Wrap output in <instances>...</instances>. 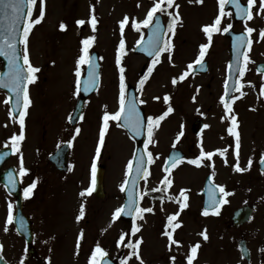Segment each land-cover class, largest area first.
Masks as SVG:
<instances>
[{"label":"rangeland","instance_id":"obj_1","mask_svg":"<svg viewBox=\"0 0 264 264\" xmlns=\"http://www.w3.org/2000/svg\"><path fill=\"white\" fill-rule=\"evenodd\" d=\"M87 1L88 0H86L85 3H82L81 0H48L45 17L41 22V25L35 28L30 42L33 59L32 65L42 67L41 80L38 83L34 82L32 84L31 93L33 104L30 107V114L33 117L37 115L47 117V119L45 118V122L57 124L56 126L60 128L61 133L68 128V126L65 125L68 123V118L72 113V104L69 105L68 101L70 95H73L71 83L72 76L76 73V61L79 58V37L85 35V33H90V31L83 30L82 34L79 36L78 33L80 27H75L71 32H68L69 27L61 29L57 24L60 19L63 20L67 15H70V13L72 20L70 21V18L67 17V24L72 23V21L74 22L76 18L83 19L85 24H91L89 22L90 17H92L95 12L90 8L87 9ZM107 1L108 3L113 2L112 8L109 5H105L102 7L103 13H101L100 10L98 13V20L100 19V16H106L107 14L110 17L108 23L104 21L102 22V24H109L108 36L107 32L105 30L103 31V33L106 32L107 43L99 38L95 46L102 55L101 86L99 87L98 92L94 93L88 100L92 109L89 107V110H87L89 122L94 120L92 118L94 114H96L95 125L91 124L96 127V129L98 127L97 125L101 112L104 113L107 111L112 113L115 111L117 105H119L117 89L120 76L117 73L120 67L126 69V78L129 81L136 78L138 70L143 67L142 64L145 65L146 63V61H143L138 54L135 55L133 53L132 55H127L120 65H117L113 60L117 47V37H121L118 35L117 24L120 22L118 20L124 14L133 16V11L129 0ZM187 2H190V0H180V3L183 5V13L181 15L182 26L179 28L180 24L177 25L178 42L177 44L174 43L170 51H168L164 58H162V61L159 62L161 64L158 66L156 70L157 72L147 86L145 97L143 99L145 100L144 105L147 114H150L153 117L163 113L169 104L175 109H178V112L180 111L182 113L178 114L177 111H174L173 117L166 118L165 121H162L163 123L159 122L158 127L156 125L153 126L152 140H154L152 145H154V147L151 148L153 152L155 151V157L152 158L153 162H151L152 165H150L151 169L141 184L144 208L151 207L150 195L147 194L148 188H150L151 191H165L164 193L167 195V189L163 190L161 188V184H163L162 181L165 179V176H167L165 167L162 164L165 157L163 151L165 150V146L168 145L166 144L167 140H169L171 136L176 135L168 131L172 129V125L175 123V116L180 117V121L178 120L177 122L184 123L186 130L188 127L191 128L192 123L203 113L209 112L211 115V121L214 122L212 112L216 111V101L218 100V94L220 92V83L225 75L224 65L227 63L229 54L228 39H223V37L218 36L215 41L212 40V45L209 51L208 60L210 66L208 73L201 76H190L189 78L186 76L187 80L183 82L179 80L180 75L188 69V64L195 61L198 45L208 42L207 39L206 41L204 39L207 34L203 31V27L211 20L209 14L211 13V8L215 6L214 0H203V5L201 4L203 7L194 8L195 17L193 15L194 4L190 3L187 6V11ZM71 8L76 11H71ZM131 19H133V17ZM193 20H195L196 24H189V21ZM251 24H264V12L262 15L254 17ZM58 34H61L63 37L58 38ZM130 43L132 44L131 41ZM262 49L264 50V47ZM128 52L131 53V51ZM169 56H171V59H169ZM194 65L195 63H193V66ZM173 78H177V83H172ZM198 86L201 87V95H199V89H196ZM166 94L171 97L170 101H168V99L165 101ZM154 97H158L159 99H154ZM5 104L6 97L0 94V118L4 117V119L7 118L11 120L7 104ZM9 120H5V122L9 125H13ZM246 123L247 122H245V124ZM245 124H243L242 130L238 132L239 134L241 132L244 133L242 139L244 150L242 153V159H240L242 163H245L244 161L247 160V154L250 153L251 148L250 145H244L246 139ZM221 128L222 126L216 121V130ZM108 129V144L104 145L103 163L106 165L105 189L109 195L105 196L106 202L98 200L93 203L91 201L92 199H90V201L83 200L85 215L81 217V219H84L86 225L88 224V229L91 231L104 230L105 232H108L109 237L115 239L119 229L123 227V224L119 221L113 222L110 216L114 212L116 205L121 202V199L115 195L119 192V188L125 178L128 162L133 154L134 143L128 132L121 129L120 126L117 127L111 119H109ZM1 130L2 127L0 125V132ZM188 134L190 137H193L191 129L188 130ZM49 135H51V132ZM82 135L83 147L81 152H76L72 159V164L77 165L78 167L74 169L72 173L59 176V188L50 193L52 206L43 214L45 221L43 222L41 229L38 230L39 232L46 233L48 231H53L58 232L63 236L68 231L67 236H69L70 239H72L73 235L76 237L77 221L75 214L80 213V209L78 212L76 208L80 198L75 184V181L78 180L79 177L75 176H81V181L83 183H88L91 180V153L93 152L96 139L95 131L92 127L88 128L84 134H81V136ZM210 136H212V134ZM201 139H205L204 145L200 146L201 140L198 139L196 147L194 148L195 150H199V152H209L210 150H213L212 139L207 134ZM155 142H158L159 146L155 147ZM80 143L81 142L76 143L75 149H79ZM226 146L227 145L224 144L223 139L217 135L216 149L224 150ZM28 149L30 150L31 148ZM224 154L226 156V161H218L217 164H221V166H219L220 169L216 174L217 184L224 186L225 192L227 193V195L222 193L224 199L220 206L222 219H216L214 216H202L199 209L201 199L196 193L201 191L202 182L206 173L212 172L213 170V157H204L210 163L208 166H190L185 164L173 174V180L175 182L173 184L175 187L174 194L179 193V187H186L189 191L191 189L193 191V194H190V197H192L190 201L191 207L186 214L182 213V217L177 218V222L178 220L184 221L183 226H181V229H178L175 233H178L177 235L182 238L187 236L185 242L188 241V243H191L196 238L201 240V236L203 237L204 248L202 249V255L200 256L201 259L199 258L196 264H218L216 263V239H218V236L221 235L222 231L224 232L227 229L226 223L230 221L233 210L240 206L239 204H241L247 197L250 202H257L260 198H264V186L261 188L260 183L250 184L251 187L248 188V193H246L243 188H238L233 185V178H238L237 180L241 181L244 177V173L242 172L240 174L239 172L241 171L232 170V173L235 174L232 175L228 168V164L231 159H236L231 157L232 153L230 152ZM240 161L238 159V162ZM246 162L248 163V161ZM52 172L55 173L54 170H52ZM245 181L248 182V179H245L244 182ZM80 187H84V185L81 184ZM8 201V195L0 190V218L2 216L3 208H5ZM90 202L93 204L88 205ZM174 209V205H165L158 200L156 211L152 214L143 213L141 214L142 218L139 216V219L136 220L135 224L137 223L139 226L137 236L144 237L145 240L139 264H141V262L142 264H161V260H154L150 257L154 254L160 256L167 251L166 245L168 242L163 232L166 228V214L174 212ZM4 227L5 225H0V230L4 229ZM262 229H264V226L258 228V230ZM202 233L207 235V239L204 238ZM222 234L224 235H222V237L226 239V242L232 240L230 232H224ZM54 235L55 234H53V236ZM45 237H47V235H43V238L40 239L44 244L47 242ZM67 243V237L61 238V245H66ZM13 249L16 250L17 245L16 247H13ZM229 249H233L231 251L233 252L234 259H229V261L223 259L220 264L239 263L237 248L229 246L227 250ZM64 254V248H57V264ZM67 254L68 252L64 255L62 264H64ZM177 254L180 253L177 252ZM166 261L167 259L164 264H166ZM70 262L71 258L67 257L66 264H69ZM73 264H89V260L82 257ZM169 264L179 263L171 261Z\"/></svg>","mask_w":264,"mask_h":264},{"label":"flooded vegetation","instance_id":"obj_2","mask_svg":"<svg viewBox=\"0 0 264 264\" xmlns=\"http://www.w3.org/2000/svg\"><path fill=\"white\" fill-rule=\"evenodd\" d=\"M93 1V2H92ZM87 1V9L94 10L95 14L92 16L96 17V26L95 29L92 28V24H83L78 25L76 23L77 20H81V18H76L74 22L70 24L68 23L67 17L71 18L70 15H67L63 20L60 19L57 26L60 28V24L64 23L66 25V28L69 27L68 32H71V30L75 27H80V31L78 35L82 34L83 30H89L90 33H85V35L79 37L80 40V48L83 47L81 41L88 37L93 36L94 40L92 42L91 47L89 48V55L91 56L94 52L98 53L99 62H100V86H101V78H102V55L101 53L96 49V43L97 40L103 39L105 43H107V36H108V26L109 24H102V22L109 21V15L106 16H100V19L98 20V13L99 10L101 13H103V6L109 5L111 8L113 6V2H109L107 0H92ZM215 6L211 8V13L209 16L211 17V20L208 21L206 24L214 23L215 17L220 14V6L218 4L219 0H214ZM244 3H247V0H242ZM82 3H85L86 0H81ZM103 2V4H102ZM130 6L132 7L133 16L129 15H123L120 17L118 21H121L125 16L128 17V23L124 26V31L121 33L120 30V23L117 24L118 29V35L121 36L120 38L117 37V45L119 46L120 40L124 39L125 41V54L122 55L121 58H125L127 55H132L137 53L138 49L140 50V53L138 54L140 58H142L143 61L148 62L150 59L147 55V53L143 50L142 43L147 39L148 36L151 35L152 29L154 27V22L157 17L162 18L164 24H160L161 28L164 30L161 32V35L163 37L164 41H167L171 45H174V43L177 44V25L180 24L179 28L182 26L181 19H182V4L180 3V0H174V5L178 4L179 8L177 9L175 6L172 8H167L166 12L160 13L159 11L156 13V16L153 17L152 24L148 26L141 25L139 29L132 27L133 22L139 23L140 21L144 20L147 16L148 11L153 7L154 3H156V0H129ZM108 3V4H106ZM111 3V4H110ZM193 3V15L195 16L194 8L196 7H203V0H190V2H187L186 4V10L187 6ZM202 4V5H201ZM226 4V3H225ZM260 0H256V3L252 5L250 11L252 12V19L251 20H245V21H237L236 17L232 11L231 8H227L226 5L224 6L225 15L221 17V30L223 27H226L228 24H232V28L234 31L240 32L245 31V26L251 27L254 29L252 33H247L249 36V39H251L252 43L251 45H247L246 52L247 56L250 58L248 61H244L243 67L245 68V73L242 77L238 75L235 89L233 93L230 95V98L228 99L225 96V101H228L231 103L232 112L226 113L224 108V102L220 100V97L222 95H225V79L227 77L223 76V79L220 83V92L218 94V100L216 101V111L212 112L214 122L211 121V115L209 112L203 113L200 117L196 119H201L204 123L203 130L199 135H194L192 130L193 127L191 125V128L188 127L186 130V126L182 122H177L180 117L175 116L174 124L172 125V129L168 130L172 132V134H176L175 136H171L169 140H167L168 145L165 146V150L163 151V155L168 156L170 151L176 149V150H182L187 158H191V155H195L194 148L196 147V142L199 138H201L202 135L207 134L213 142V150H214V159H213V170H212V179L216 184V174L218 173V170L220 169V164H217L219 161V155L220 152H218L216 149V135H219L221 139H223V142L226 146L224 149V153H232L231 157L235 158L231 159L234 160V163L236 164L238 159H242V153L244 150L243 147V135L244 133L241 132L239 134L240 138V146L237 150L236 148V138L228 133L227 129L231 126V115H235L237 119V131L239 132L243 128V124H245V131H246V139L244 142V145H250V153L247 154V160L249 161V158L252 159V164L249 167L248 163L244 161L245 163L241 164L242 161L239 162L240 167H245L244 171L239 172L240 174L243 172L244 177L242 180L234 179L232 180L233 185L238 188H243L246 193L249 192L250 184H256L260 183L261 188L264 186V165H261L260 163V157L262 154H264V50L262 49L264 47V38H261L260 31L264 30V24H251V21H253L254 17H258V15H262L264 12V9H261L259 7ZM36 6L40 7V0H37ZM83 9L82 7H80ZM210 8V7H208ZM191 9V8H189ZM75 10L71 8V11ZM76 11V10H75ZM84 11V10H83ZM172 12L174 15L175 13H179V19L175 26V33L172 34L168 31V23L171 19L168 17L167 12ZM188 11V10H187ZM40 12V11H39ZM133 17V19H131ZM196 17V16H195ZM69 21V22H70ZM91 23V17L90 21ZM189 24H196L195 20L189 21ZM100 23V24H99ZM106 32L103 33V31ZM103 33V34H102ZM104 35V38H103ZM106 36V37H105ZM223 37V39H228V52H229V44L230 40L226 36V33L219 32L218 34L213 33V40L215 41L216 37ZM63 37L61 34H58V38ZM149 38V37H148ZM205 41L207 37H204ZM60 40V39H58ZM132 42V44L130 43ZM139 41L140 43H137ZM204 41V42H205ZM128 51H131L128 52ZM167 52L161 53V55L155 59H161L164 58L165 54ZM145 54V55H144ZM81 55V51L79 52V56ZM116 55L117 52L114 54V61H116ZM29 58L32 62V54L31 50L29 52ZM229 58L230 55L228 54L227 63H225V68L229 65ZM154 60V59H152ZM203 60H208V57L204 58ZM209 62V60H208ZM87 65H81V77L84 75L85 68ZM142 70H138V75L136 78L129 80L128 83H134L136 85L137 94L139 99L143 100L146 93V88L151 82V80H145L143 85L140 84L141 77L146 72L147 64H142ZM210 66V65H209ZM40 71L36 73L37 79L35 80L36 83H38L42 78V67H38ZM258 69H260L258 71ZM206 75V74H205ZM195 76H201V75H195ZM80 77V79H81ZM189 78V77H187ZM187 78L181 80V82L186 81ZM44 84V83H43ZM128 85V84H127ZM71 87L73 89V95H70L69 98V105L72 106V113H71V119L68 118V123H66L65 126H68L64 132L61 133V130L59 127H57L55 123H46L44 116H31L30 109H29V115L24 116V139L20 141L16 147L20 149L19 152H12V155L7 159L6 162L3 163L1 167V173L7 172L6 179L7 183H1L0 184V190L4 191L9 198V201L7 202V205L5 208H3L2 216L0 218V225H5L4 229L0 230V245L1 252L3 259L6 264H20V261L23 260L24 264H57L56 260V252L57 248H64L65 254L68 252V254L65 257L66 264V258L70 257L71 262L69 264H73L75 261L81 259L82 257H85L90 261L91 254L93 250L95 249L96 245L99 244L101 248L104 249L106 255L103 257H99L100 261L106 257L110 256L112 259H120L121 261L125 260L127 257L126 264H139L141 259V251L140 248H143L144 246L141 245V243L134 249L132 247H128L124 241L118 243L119 238L121 234H124L125 237H130L132 234H137L136 232L133 233L132 229L126 225L125 222L118 220L123 224V227L119 229L115 239L108 236V232H105L104 230H94L91 231L88 229V224L86 225V222L84 219H80L77 221V233L76 237H72L70 239L68 235V231L63 236L60 235L58 232L48 231L46 233L39 232L38 230L41 229L43 222L45 219L43 218V214L45 211L49 210L51 208V198L50 193L53 191H56L59 188V176H62V174L66 175L69 173H72L74 169H76L78 166L72 164L73 156L76 152L80 153L81 149L83 147V135L88 128L92 127L95 131V143L93 147V152L91 153V160L93 161L95 148L97 145H99V132L101 127L103 126V116L104 114L101 112L99 116V122L98 127H94L95 125V115L93 116L92 121L89 122V119L87 117V110L92 109L91 104L88 102V100L92 97L90 96L84 103L82 113L79 117H74L75 110L78 106L79 102V94L76 93V73L72 76V83ZM120 89V84H119ZM196 89H199V95L201 92V87L198 86ZM2 95L5 96L3 92H0ZM202 93V92H201ZM243 93V95H241ZM126 94V89H125ZM235 96L237 97L235 100H232L231 97ZM171 100V97L168 95V101ZM145 101V100H143ZM33 104V102H32ZM6 105V104H5ZM7 106L9 107V103H7ZM171 107L173 109L172 114L169 117H173L174 111H177L178 114H182L180 111L178 112V109H175L171 104L167 106V108ZM147 112V110H146ZM148 117V115H147ZM9 118V117H8ZM9 119H4V117L0 118V125L2 127V130L0 132V149L2 148H13V143L10 140V137H12L14 134L19 135L20 132V124H19V118L16 119L14 117H11ZM5 120H9L12 122L13 125H9L5 122ZM74 120L77 122L73 123ZM180 121V120H179ZM216 121L222 126L221 129L216 130ZM90 125H89V123ZM116 122V121H115ZM86 123V124H84ZM93 124V125H91ZM193 124V123H192ZM207 125L208 127H205ZM76 128H79L80 131L77 134ZM96 129V130H95ZM191 129V133L193 134V137H190L188 134V130ZM183 131V136L180 137V139L177 141L176 136L178 133ZM187 131V135H186ZM51 132V135L49 133ZM84 132V133H83ZM209 132V133H207ZM212 134V136H210ZM81 137V139H80ZM151 142L148 144V150L150 152H153L151 147H154L152 145V136L149 137ZM148 139V140H149ZM72 141L71 144H69V141ZM156 141V140H155ZM190 141V143H189ZM81 142L79 149H75L76 143ZM108 144L107 140V132L105 133V139L103 145ZM200 145H203V142H200ZM59 146V147H58ZM159 146L158 142H155V147ZM28 148H31L30 150ZM101 152L100 156L97 158V169L100 165L103 164V157H104V149H102L101 146ZM246 149V148H245ZM238 151V156H237ZM155 152V151H154ZM153 152V153H154ZM216 152L218 154L216 158ZM235 154V155H234ZM23 156V163L24 167L29 169V172L25 174L23 177L20 176L19 173V161L20 156ZM178 162L175 168H178V166L182 163ZM208 164V163H205ZM235 164L233 166H228L230 173L232 175H235L232 173V170L238 171L235 169ZM52 170L55 171V173L52 172ZM169 172V171H168ZM9 173H12V178L15 181L14 184H11L9 182ZM208 174V173H207ZM56 176V177H55ZM240 176V175H238ZM79 177L78 180L75 181V184L78 189V194L80 200H78L77 205V211L79 212L80 205L84 204L83 200L91 201L94 203L100 200L101 202H106V198H101L98 196L95 192V187L93 186L92 182L83 183L81 181V176H75ZM240 178V177H239ZM245 179H248V182H244ZM33 181L36 182V187L32 190V194L30 196L24 195V188L32 183ZM83 184L84 187H80V185ZM92 187V192L90 194H85V196H80V192L83 191L86 188ZM234 187V188H235ZM175 192V187L171 183L167 188V205H174L175 209L174 212H169L166 214L168 217L169 215H174L176 213L182 214L187 213L188 209L191 207L188 204V200L190 198L187 197H179L180 193ZM173 193V195H172ZM156 196L158 193H155ZM107 195L108 192H107ZM248 196V195H247ZM119 197V195L117 196ZM122 201L123 197L121 196ZM159 199V198H157ZM90 202L88 205H92L93 203ZM156 202V201H155ZM158 202V201H157ZM11 203L13 206V221L11 223H7V215H8V204ZM186 204L187 206L184 208H181V204ZM202 207V203H200ZM239 207L242 206H251L253 208V214H252V220L240 225H236L233 220L234 211L237 209H234L231 213L230 221L226 223L227 229L224 232H230L232 235V240L226 242V239L222 237V231L221 235L218 236V239H216V258L218 264L224 259L226 261L233 260V252L227 248L231 246L232 248H237L238 256H239V263L240 264H264V229L258 230L260 226H264V198H260L257 202H250L249 198L247 197L241 204H239ZM102 208V207H101ZM200 209V208H199ZM79 214H75V217H77ZM198 215V214H197ZM182 217V216H181ZM216 219H222V213H218L216 215ZM263 219V220H262ZM84 223L82 224V222ZM168 225L172 227V224ZM7 227V231H5V228ZM173 230V229H172ZM81 232H83V235L81 236ZM53 234H55L53 236ZM43 235H47L45 239L47 240L46 244L40 239L43 238ZM52 235V236H51ZM66 235V236H65ZM230 235V237H231ZM224 236V235H223ZM68 240V243L66 245H61V238H66ZM79 239V246H77V241ZM166 239L168 240V244L166 245L167 251L164 252V254L158 256L154 254L151 256V259L154 260H161V264L165 263L169 264L171 261V257H175V262L179 264H188L187 256L191 254V248L192 246L199 244V248L197 249V253L194 256V259L192 261V264H196L199 260L200 256L202 255V249L203 247V237L201 236V240L198 238L194 239L191 243L185 242L187 239V236L185 238H182L178 235L172 234V239L175 241H179V244L171 243L168 236L166 235ZM140 240V238H139ZM141 241V240H140ZM105 242V243H104ZM71 243V245H70ZM135 244V241L134 243ZM17 249L14 250L13 247H16ZM69 249V250H68ZM138 252L139 259H137L136 255H133L131 257H128V253L130 252ZM179 252L180 254H177ZM64 254V255H65ZM64 255L61 257L58 264H62V260L64 259ZM236 255V254H235ZM201 259V258H200ZM152 264V263H150Z\"/></svg>","mask_w":264,"mask_h":264},{"label":"snow or ice","instance_id":"obj_3","mask_svg":"<svg viewBox=\"0 0 264 264\" xmlns=\"http://www.w3.org/2000/svg\"><path fill=\"white\" fill-rule=\"evenodd\" d=\"M25 2L27 3L28 7H27V12H25ZM225 3L231 4L235 6V14L236 16L239 17H244L247 20H251L252 19V12L250 11L252 5H254L256 3V0H247V7H244V5L241 3V0H219V6H220V14L217 15L215 17L214 23L205 25L203 27V31L207 34V43H203L199 46L200 51L198 54L197 59L193 62L197 65H202V61L205 57L206 54V50L210 47V44L212 42V38H213V33H218L221 31V17L225 15V10H224V6ZM37 4V0H0V5H3L6 9H9L11 11L12 17H13V29L10 30V37L6 36L5 37V43L7 44V48L0 46V54H3L5 56L8 57V61H9V73L7 74V81H0V83H3V86L6 88H10L11 91L13 93H15V108L19 110V124H20V132L19 135L14 134L12 137H10V140L13 143V151L14 152H19L20 149L18 147H16V145L22 141L24 139V116L26 115V109L27 107L30 105L31 100L29 97V92H28V84L34 82L37 77H36V73H38L40 71L39 68L34 67L30 61H29V54H28V36L29 33L31 31V29L33 28V26L37 23H39L41 21V19L43 18V16L45 15V10H44V0H40V13L39 16H37L35 19L32 18V13H33V9ZM173 6H175L177 9L179 8L178 4L174 5V0H156V3H154L153 7L148 11L147 16L144 20L140 21L139 23L133 22L132 27L139 29V27L141 25L144 26H148L150 24H152L153 21V17L156 16V13L159 11L160 13H164L166 12L167 8H172ZM259 7L261 9H264V0H260V5ZM168 17H170L171 19L169 20L168 23V31L171 32L172 34L175 33V26L178 22L179 19V13H175V15L172 12H167ZM21 17H24V24H23V28L21 29L22 35H21V40L20 42L24 45L23 48V64L20 63V54L18 53L15 45V28L19 27L18 25V21L20 20ZM96 17L92 16L91 17V24H92V28L95 29L96 26ZM76 23L78 25H83L85 24V21L83 19L81 20H77ZM120 30L121 33H123L124 31V26L126 23H128V17L125 16L120 22ZM66 27V25L64 23L60 24V28L64 29ZM233 26L232 24H228L226 27H223V32H228L229 29H231ZM161 25H160V20L157 17L156 21H155V25L152 29V33L149 36V40L147 45L144 46L143 50L145 52H147L150 56L154 57V61L153 63H159L158 59H155L157 57H159L161 55V53L164 52H168L170 51V49L173 47V45H171L170 43H168L167 41L163 40V37L161 35V31H160ZM245 31L247 33H252L254 31L253 28L251 27H247L245 26ZM260 36L261 38H264V30L260 31ZM9 39H11V43H8ZM94 40L93 36H88L86 38H84L81 43L83 45L82 49H81V55L79 56L78 60L76 61L77 67L75 69L76 71V93L79 94L80 90H81V65H87L88 66V79L83 81V91L85 92H89L91 91L97 84V79H96V71H95V65L93 64V62L91 61L90 55H89V48L92 45V42ZM137 43H140L139 41H137ZM247 43V45H251L252 41L251 39L245 41V38L243 35L241 36H237L235 39V42L233 44L234 49L237 50V71L240 77H242L245 73V68L244 67H240V52H239V46L243 45ZM125 41L124 39L120 40V44H119V48L117 49V55H116V64L120 65L121 64V57L122 55L125 54ZM244 61H248L250 58L246 55V53L244 54ZM169 59H171V56H169ZM193 63H189L188 64V69H192L193 68ZM26 66V67H25ZM229 69L232 68V64L229 63ZM260 69H258L259 71ZM120 71V91H119V110L116 111L115 113L109 114L108 112H105L104 116H103V126L100 129L99 132V145H103L104 143V139H105V133L106 130L109 127V119L111 120H119L121 118V114L125 113V102H126V94H125V76H124V68L120 67L119 69ZM152 71V66H149L148 72H146L144 74L143 77H141L140 80V84L143 85L146 77L148 76V74ZM188 75V72L185 71L184 73H182L179 77V80H183L185 79V77ZM172 83L175 84L177 83V78H173ZM225 83V95H222L220 97V100L222 102H224V108L226 113H231L232 112V107H231V103L228 101H225V96L227 95L229 89L227 87L228 85V80L225 79L224 81ZM262 91H264V89H262ZM241 95H243V93H241ZM237 97L232 96L231 99L235 100ZM154 99H159L158 97H154ZM168 97L165 96V101H167ZM139 103L143 104L145 103V101L140 100ZM171 111H173V109L171 107L168 108V110L166 112L163 113V115L160 116H148L147 117V131H148V135L149 137L152 136V131H153V126L156 125L158 126L159 121L164 119V117H166L168 115V113H170ZM9 115H12V112L9 113ZM125 120L128 121L130 123V126L132 127L133 131L139 135L140 134V125L144 123V121L142 120L140 113L138 111V109L136 108V104L133 101L132 103H130L128 105L127 108V113L125 115ZM69 119H71V116L69 117ZM231 119V126L227 129L228 133L231 134L232 136H234L236 138V148L237 150L239 149L240 146V138H239V133L237 131V119L235 115H231L230 116ZM205 127H208L207 125H205ZM76 133L78 134L80 129L76 128ZM183 136V131H181L180 133H178V135L176 136V140L178 141L180 139V137ZM71 140L68 142L69 144H71ZM151 142V140H146L144 143V147L145 150H147L148 148V144ZM98 145L97 149H96V156L99 157L100 156V146ZM59 147V146H58ZM218 152H220V154L223 156L224 155V150H217ZM201 157H208L211 158L213 156L212 152H204L201 151L200 153ZM237 156H238V151H237ZM147 157H148V162L151 163L153 162L152 158H153V153L152 152H147ZM3 158V155H0V159ZM136 159V165H135V176L133 177L132 183L135 184L136 183V179L137 178H142L143 174L145 173L146 169L144 167L145 165V156L143 153H141L138 157H135ZM183 159L182 157L179 156H169L168 160L166 161V163L171 162L173 164V166L175 165V162L178 160ZM199 161V158L197 159H193L191 160V163L193 164H197ZM252 159L249 158L248 161V165L249 167L252 164ZM260 163L261 165H264V154L261 155L260 157ZM235 169L238 171H244V168H241L239 165V162L237 161V163L235 164ZM133 168V161L130 160L128 162V171L131 172ZM96 171H97V163H96V159L94 158L91 164V173H92V184L93 186L95 185V179H96ZM165 171H169L168 168H165ZM29 172V169H27L26 167H24V163H23V156H20V161H19V173L20 176L23 177L25 174H27ZM9 182L11 184H14L15 181L12 178V173H9ZM125 183H127V180L125 181ZM163 184L165 185H169L171 184V181L167 178H165L162 181ZM36 187V182L33 181L32 183L28 184L25 188H24V195L30 196L32 194V190ZM216 188H218L220 190V192L225 193V195H227V193L225 192L224 186L222 185H216ZM121 189L124 190V185H121ZM212 194L210 196V199L212 201L211 205L209 207H216L217 206V198L215 197V189L211 190ZM92 192V187L86 188L83 191L80 192V196H85V194H90ZM183 195V192L181 193ZM128 201L126 204L121 205L119 207H117L113 213V220H115L118 216H120L121 213H124L126 215H133V213L136 214H143V213H147V212H152L153 209L151 207L148 208H144V207H140L137 203H136V197L134 195L133 192L129 191L128 194ZM226 202V201H225ZM186 204H181L180 207L184 208L186 207ZM209 207H206L203 210V214L204 215H208L209 213ZM85 215L84 212V204L80 205V213L79 215L76 217V219L79 221L81 219V217H83ZM179 213H176L174 215H169L167 217L169 224H172V221H174L176 219V216H178ZM142 218V216H141ZM136 217L133 216V220L135 221ZM13 221V206L11 203L8 204V215H7V223H11ZM179 225H172V227H178ZM139 229L136 227L135 223H133V228L132 231L133 233H135L136 231H138ZM5 231H7V227L5 228ZM170 242L171 243H175V244H179V241H175L172 239V233L171 232H166L165 233ZM83 235V232H81V236ZM202 235L204 236L205 239H207V235L205 233H202ZM125 240V235L121 234L118 243L123 242ZM141 243L140 240H136L135 244H133V242L131 240H129L127 242V246L128 247H132V248H136L139 244ZM77 246H79V239L77 241ZM0 247H2V245H0ZM199 248V244L197 243L196 245L192 246L191 248V254L187 256V261L188 264H192V261L194 259L195 254L197 253V249ZM106 253L104 251L103 248L100 247L99 244L96 245L95 249L93 250L92 254H91V258L89 261V264H101V261L99 259V257H103L105 256ZM133 255L137 256V259H139V255L138 252H130L128 253V257H131ZM171 260H175V257H171ZM127 261V257L125 258V260H123L121 262V264H126ZM20 264H24V261L21 260ZM142 264V262H141Z\"/></svg>","mask_w":264,"mask_h":264},{"label":"water","instance_id":"obj_4","mask_svg":"<svg viewBox=\"0 0 264 264\" xmlns=\"http://www.w3.org/2000/svg\"><path fill=\"white\" fill-rule=\"evenodd\" d=\"M8 37H10V34L8 35ZM15 39H16V37H15ZM234 71H235L234 73H236L237 68H235ZM2 77L6 79L5 81H7V73L3 74ZM0 87L1 88H6V87L3 86V83H2V85ZM7 89L10 92H12L10 88H7ZM90 93H91V91H89V92L82 91V98L86 97ZM12 96H13L12 97V107H13V109H16L15 108V93L12 92ZM134 99H135L134 95L131 96V97H129V99H128V105L130 103H132ZM16 110L19 111L18 109H16ZM142 120H143V118H142ZM123 125L126 128H128V130L130 131V133L132 135H134V136L136 135L135 137L137 139V150H136L135 157H138L141 153L144 154V151H143L142 146H143V143L145 141V135H144L145 123H143V124L140 125V134L139 135H137L133 131V129L130 126V124L123 123ZM200 127H201V123L200 122H196V124L194 126L195 132H198V130L200 129ZM144 156H145V154H144ZM135 157H134V161H133V168H132V171L130 172V175H129V178L127 180L126 187H125V197H126L125 204L127 203L128 198H129L128 197L129 191H131V192L134 193V195L136 197V203L138 204V202H137V188H138V185H139V183H140V181H141V179L143 177L142 178H137L135 184L132 183L133 177L135 176V165H136V159H135ZM170 164H171V162L168 163V165H170ZM144 167H145V169L147 168V157L146 156H145V165H144ZM144 174H143V176H144ZM103 177H104V168H101L100 169V172H99V182H100L99 186H102ZM0 179H1V181H3L1 175H0ZM213 189H215V188L212 187L208 192L205 191L206 192L205 195L203 194V196H205V205H206V207H209L211 205V203H212V201L210 199V196L212 194V191L211 190H213ZM215 197L217 198V206H218L219 203H220V201H221V199L219 197V190L217 188L215 190ZM251 214H252V209L242 208V209H239L238 211H236L234 219L239 224V223L248 221L251 218ZM133 215H134V213H133ZM133 215H126L124 213L122 214L123 218H125V219H130V218L133 217ZM0 264H2V263L0 262Z\"/></svg>","mask_w":264,"mask_h":264}]
</instances>
